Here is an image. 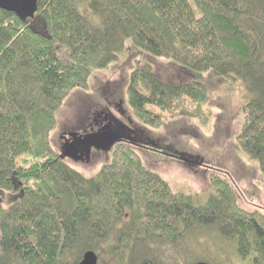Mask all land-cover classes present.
<instances>
[{
  "label": "trees",
  "instance_id": "trees-1",
  "mask_svg": "<svg viewBox=\"0 0 264 264\" xmlns=\"http://www.w3.org/2000/svg\"><path fill=\"white\" fill-rule=\"evenodd\" d=\"M37 8L25 21L0 9V264H77L87 250L113 264H193L177 254L205 228L264 264V212L241 207L228 176L212 173L199 203L143 166L128 140L86 175L50 138L71 92L86 89L128 39L152 56L243 81L249 97L236 138L264 177V0H37ZM128 80L127 102L143 123L160 125L163 112L210 123L202 82L164 81L146 61Z\"/></svg>",
  "mask_w": 264,
  "mask_h": 264
},
{
  "label": "rangeland",
  "instance_id": "rangeland-1",
  "mask_svg": "<svg viewBox=\"0 0 264 264\" xmlns=\"http://www.w3.org/2000/svg\"><path fill=\"white\" fill-rule=\"evenodd\" d=\"M79 10L82 13L80 6ZM86 17L92 25L98 26L99 18L92 14ZM132 46L126 39L116 60L106 68L93 69L88 87L73 90L64 101L56 114L57 128L50 136L53 148L60 153L61 135L69 132L82 134L90 127L93 117L108 112L133 131L139 130L137 136L145 141L129 142L139 155L142 165L163 176L175 192L195 196L199 203H204L211 191L210 175L220 172L235 184L240 194L238 202L241 207L247 211L264 212V177L258 163L246 156L236 138L244 121L243 105L249 97L243 81L217 76L210 70L196 71L180 66L173 60L152 56ZM67 54V50L61 49V58L66 63ZM143 61L148 62L164 81L177 83L190 79L202 82L209 90L206 109L211 112L210 123L204 126L191 116L171 117L166 112H163L160 125L152 126L140 121L127 102L126 87L133 67ZM154 144H159L161 151L152 149ZM114 145L111 144L109 148L105 145L93 147L88 159H65L81 173L93 175L111 161ZM164 151L171 153L168 155ZM180 153L189 160L197 158V162L191 161L188 164L179 160L176 154ZM0 195L3 196V192ZM185 240L177 255L188 263L206 260L211 264H254L252 253L242 257L229 239L219 236L210 228L197 229ZM165 252L168 256L172 255L168 249ZM98 261L113 264L106 255H100Z\"/></svg>",
  "mask_w": 264,
  "mask_h": 264
},
{
  "label": "water",
  "instance_id": "water-1",
  "mask_svg": "<svg viewBox=\"0 0 264 264\" xmlns=\"http://www.w3.org/2000/svg\"><path fill=\"white\" fill-rule=\"evenodd\" d=\"M0 9H4L8 12H13L20 20L25 21L27 19H32L35 13L37 12L38 10L37 0H0ZM111 120L113 121L112 124L114 125L109 124L107 126H104L103 129L98 130L96 133H92V135H85L87 141H89L91 136H93V140L94 137L99 136L103 140V142H100L99 139H97V142L95 143L96 148L104 147V145L107 148H109L111 144L113 143L115 144L116 142H120L123 139L124 140L127 139L128 135L124 134L125 132H128V134L132 135L133 131L129 130L128 127L123 123H121L119 120H117L114 117H112ZM115 133L116 135H114ZM134 138L135 137H133L132 139L135 140ZM132 139L129 138V140L131 141ZM93 140L91 138L90 143H92ZM89 152H90L89 148L85 149L84 152L81 153V155L79 154V152L75 150H72V152H68L65 154L63 153V151H61L60 158L68 157V159L75 161V160H82V157L84 155V157L88 159ZM176 157L179 160L181 159L188 164L191 161L189 160V158H187V156H185L182 153H180L179 155L176 154ZM97 263H98V255H96V253L93 250H87L82 254V258L77 264H97ZM196 264H209V263L204 261H199Z\"/></svg>",
  "mask_w": 264,
  "mask_h": 264
},
{
  "label": "flooded vegetation",
  "instance_id": "flooded-vegetation-1",
  "mask_svg": "<svg viewBox=\"0 0 264 264\" xmlns=\"http://www.w3.org/2000/svg\"><path fill=\"white\" fill-rule=\"evenodd\" d=\"M111 119H112V115H109L108 112H106V113L103 112L102 115L99 114V115H97V116L92 118V123H90V127L88 128V130H84L83 131L84 133L79 134L77 132H71V133L69 132V133H67L64 136L61 135L60 138L62 140L60 141V147H59L60 153H61V151H63V153L65 154V153H68V152H72V150H75V151L79 152V154L81 155V153L84 152L85 149L89 148V150L91 151V149L93 147H96L95 143L97 142V139H99L100 142H103V140L99 136L94 137V140H93V136H91L89 141H87V138L85 137V135H92V133H96L98 130L103 129L104 126L112 124L113 121ZM112 125H114V124H112ZM112 125H111V127H112ZM128 129L130 130V128H128ZM128 129H127V131H128ZM124 134L128 135L127 139H125V140H128V142L130 141L129 138L130 139L133 138V136L131 134H128V132H125ZM114 135H116V133ZM91 138L93 140L92 143H90L91 142ZM82 139H85V140H82ZM134 139L135 140L132 139V141L136 142V141L140 140V142H142V143L145 141V140H143L141 138V136H137ZM125 140L123 139L122 141H125ZM84 142L88 143L89 145L85 144ZM136 144L137 145H142L141 143L140 144L136 143ZM144 147H146V146H144ZM64 158H67V157H64ZM83 158L86 159L84 157V155H83L82 159ZM196 160H197V158H194V159L192 158L191 159V161H193V162L194 161L197 162Z\"/></svg>",
  "mask_w": 264,
  "mask_h": 264
}]
</instances>
